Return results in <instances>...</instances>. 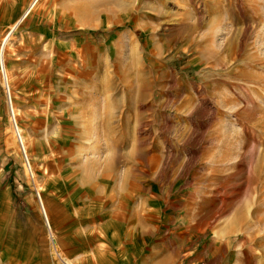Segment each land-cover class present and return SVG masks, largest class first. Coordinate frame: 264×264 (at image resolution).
Returning a JSON list of instances; mask_svg holds the SVG:
<instances>
[{"label": "rangeland", "instance_id": "obj_1", "mask_svg": "<svg viewBox=\"0 0 264 264\" xmlns=\"http://www.w3.org/2000/svg\"><path fill=\"white\" fill-rule=\"evenodd\" d=\"M258 14L0 0V264H264Z\"/></svg>", "mask_w": 264, "mask_h": 264}, {"label": "bare ground", "instance_id": "obj_2", "mask_svg": "<svg viewBox=\"0 0 264 264\" xmlns=\"http://www.w3.org/2000/svg\"><path fill=\"white\" fill-rule=\"evenodd\" d=\"M36 2V1H35ZM33 4V3H32ZM258 12V11H256ZM260 14V13H259ZM258 14V15H259ZM259 24H264V14H261L259 16H257L252 24V26L250 24H247L244 28L245 29H250L251 27H255V29L259 26ZM263 26V25H262ZM11 34V33H10ZM10 34H8L7 36H5L3 38V46L5 47L8 43V39L10 37ZM262 39L261 40V45L262 43L264 44V31L262 33ZM256 36V35H255ZM259 39V37H258ZM256 40V39H255ZM258 43V42H257ZM259 44V43H258ZM254 45H256V42H254ZM253 45V47H254ZM258 46V45H257ZM3 47V48H4ZM263 48V47H262ZM248 63L249 65H254V67H261L262 69H264V52L263 54L259 55L258 53L256 54L255 52L249 53L248 57ZM246 68V67H245ZM248 69V68H247ZM247 69H240V76L242 77L245 73L248 72ZM249 80L251 83H255L258 84V86H254L253 84L251 85V91L254 92L256 91L257 94L259 95H264V73L262 72H257V73H250L249 74ZM250 91V90H249ZM19 127V126H18ZM22 137V136H21ZM24 138H22L23 140ZM24 142V141H23ZM24 144V143H23ZM26 146L24 145V148Z\"/></svg>", "mask_w": 264, "mask_h": 264}]
</instances>
